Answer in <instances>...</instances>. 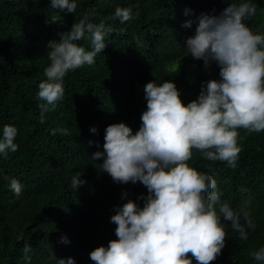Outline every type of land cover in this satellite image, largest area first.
Masks as SVG:
<instances>
[{"label": "trees", "instance_id": "obj_1", "mask_svg": "<svg viewBox=\"0 0 264 264\" xmlns=\"http://www.w3.org/2000/svg\"><path fill=\"white\" fill-rule=\"evenodd\" d=\"M242 0H77L75 13L53 9L50 0H0V128L15 125L18 151L0 156V264H25L24 246L32 248L31 264H58L72 257L76 264H95L89 253L118 239L110 221L117 206L131 199L143 207L148 195L140 182H114L91 159L103 151L104 130L124 122L138 131L146 110L143 86L149 81H172L185 105L197 99L202 83L219 80V66L209 68L188 55L186 39L194 35L201 14L218 15ZM255 16L244 23L264 32V0H252ZM117 6L131 7L134 19H110ZM85 14L93 23L104 21L112 32L95 64L70 71L64 78L65 96L40 119L38 85L46 80L50 61L47 44ZM192 21L191 28L183 27ZM137 38H139L137 40ZM91 50L89 40L77 42ZM91 127L97 131L92 133ZM66 129L64 134L53 129ZM236 168L209 161L193 150L189 164L212 175L233 208L251 200L257 227L247 240L224 223L225 247L210 264H257L250 253L264 245V132L240 129ZM92 142L91 144L89 142ZM97 143L100 147H97ZM86 183L72 188V176ZM12 178L23 185L16 196ZM128 195L122 198V193ZM66 236L70 241L60 242ZM191 256V253L188 254ZM193 264H196L193 258Z\"/></svg>", "mask_w": 264, "mask_h": 264}, {"label": "clouds", "instance_id": "obj_2", "mask_svg": "<svg viewBox=\"0 0 264 264\" xmlns=\"http://www.w3.org/2000/svg\"><path fill=\"white\" fill-rule=\"evenodd\" d=\"M50 6L69 13L78 7L77 0H50ZM256 12L252 0H242L229 4L218 15L201 14L198 18L185 49L194 59L202 60L206 69L215 62L220 79L202 83L197 99L185 105L172 81H149L143 86L147 106L138 131L133 134L124 122L105 128L103 151L94 152L91 159L103 158L100 171L117 183L140 182L148 195L138 198L144 200L143 207L131 199L116 207L110 221L116 225L118 239L89 253L95 264H193V258L196 264H210L225 247L227 233L221 217L231 222L241 240H247L249 230L256 229L250 199L233 208L222 199L217 180L189 164L196 150L206 160L236 168L242 151L239 130L264 132V32H253L244 23ZM110 19L128 22L134 19L133 10L117 6ZM192 23L186 21L183 27L191 28ZM111 32L104 21L93 23L85 14L70 31L60 33L58 41L48 42L50 63L37 93L42 122L44 114L64 99L65 76L94 65ZM81 40H89L91 50L77 43ZM57 131L64 134L66 129H53V133ZM90 131L97 129L91 127ZM18 132L12 124L0 128V156L18 151ZM81 175L72 176L75 190L86 183ZM9 188L16 196L22 194L23 185L16 178L10 180ZM127 195L123 192L122 198ZM60 242L70 241L61 236ZM31 250L29 244L24 246L25 264H31ZM250 255L257 264H264V245ZM57 262L76 264L72 257Z\"/></svg>", "mask_w": 264, "mask_h": 264}]
</instances>
